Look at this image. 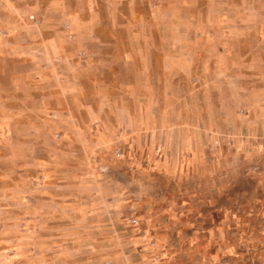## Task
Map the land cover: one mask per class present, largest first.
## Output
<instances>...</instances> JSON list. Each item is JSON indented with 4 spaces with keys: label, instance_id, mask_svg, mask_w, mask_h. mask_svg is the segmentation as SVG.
<instances>
[{
    "label": "rangeland",
    "instance_id": "rangeland-1",
    "mask_svg": "<svg viewBox=\"0 0 264 264\" xmlns=\"http://www.w3.org/2000/svg\"><path fill=\"white\" fill-rule=\"evenodd\" d=\"M0 264H264V0H0Z\"/></svg>",
    "mask_w": 264,
    "mask_h": 264
}]
</instances>
